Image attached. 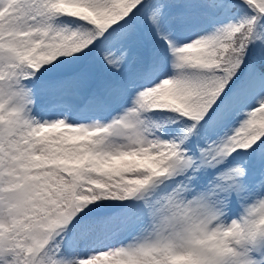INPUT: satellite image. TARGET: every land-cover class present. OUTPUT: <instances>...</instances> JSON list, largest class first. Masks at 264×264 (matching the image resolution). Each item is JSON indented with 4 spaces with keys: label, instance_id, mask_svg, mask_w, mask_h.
<instances>
[{
    "label": "snow or ice",
    "instance_id": "obj_1",
    "mask_svg": "<svg viewBox=\"0 0 264 264\" xmlns=\"http://www.w3.org/2000/svg\"><path fill=\"white\" fill-rule=\"evenodd\" d=\"M0 264H264V0H0Z\"/></svg>",
    "mask_w": 264,
    "mask_h": 264
}]
</instances>
